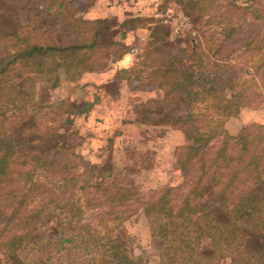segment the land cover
Listing matches in <instances>:
<instances>
[{
  "label": "rangeland",
  "instance_id": "rangeland-1",
  "mask_svg": "<svg viewBox=\"0 0 264 264\" xmlns=\"http://www.w3.org/2000/svg\"><path fill=\"white\" fill-rule=\"evenodd\" d=\"M50 1L0 0V55L12 54L18 47L14 43V38L6 34L10 31V26L17 21L20 24V34H28L29 41L40 43L62 41L64 43L74 39L73 35L66 31L65 26H68L69 21L63 19L65 12L58 6L57 1L53 3ZM67 1L73 5L71 8L73 14L85 19L96 18L95 15L106 12V16L100 19L107 27L101 30L99 41L109 45L107 51L113 59L106 58L103 54L105 49H103L97 60L98 67L72 77L66 84L55 87L51 91L52 97L49 101L53 102H58L60 99L74 100L76 103L94 101L88 113L74 115L68 123H61L60 118L53 120L54 125L57 126V133L67 136L70 143L66 155L62 156V159L66 160L67 168H59L58 164L59 166L55 167L52 173L45 172L43 167L33 170L31 169L32 157L28 150L16 151L17 157L13 171L17 175L15 179L18 177L16 180L18 183L14 182V177L6 180L3 185L0 182V264H12L13 250H8L5 243L13 234L23 231L28 233L26 239H29V244H24L16 250L20 264H34V261H44L46 264H101L104 262L102 249L100 245L95 244V241H101V243L108 241L110 230L111 234L128 244V248L134 255L140 257L141 264H160V254L168 245L160 224L162 220H165V215H158L155 208L149 212V216H146L141 209L145 205H157L158 198L167 188H170L166 195L168 201L171 202L173 199L174 203H179L194 185L193 167L189 168L185 174L178 168L179 160L188 156L185 153L191 141H187L185 132L178 128L179 124L171 125L170 123L173 109H179L180 105L174 103L162 114L158 111L149 112L158 109L161 103L136 104L134 109L136 118L150 126L139 136L136 130L131 144L127 146L122 144L121 138H118L121 135V132L119 135L116 133L118 127L109 125L110 117L112 113L118 111L122 103L121 91H126L123 92L124 100L129 92L127 90L152 88L157 90H155L157 97L160 96V90L150 81L152 64L156 57H161L162 47L172 37L180 36L187 43L194 38L200 46L198 50H204V52H207L209 47H216V44H220V50L223 49V51L236 49L225 71L226 75L233 76L231 81L233 88L227 91L229 94L233 93L230 114L225 115L219 108L217 95H205L195 100L194 94L191 93L190 98L194 100L190 109L195 114L196 125L204 135L211 136L205 147L206 160H209L210 156L217 152L224 145V141L231 136L226 145L228 156H225L227 160L225 162L228 163L220 160L219 156L204 173L205 182L202 187L208 189L209 184L206 183L208 179L212 182L217 178L218 185L227 182L225 172L218 170L220 163L226 164L228 171H234L238 163L248 162L252 155L251 149L259 148L262 143L256 140L260 132L264 131V58L262 48L258 47V43L261 45L262 42L258 41L257 37L250 45L239 46L247 39L249 32L258 29V23L264 19V0H257L252 6L254 11L258 10L260 15L258 18H253L251 8H243L246 7L245 0H197L196 8L190 13L184 11L182 2L179 0H163L159 4L158 11H163L164 14H159L156 19L153 18L155 20L152 26L153 37L135 44L146 48L144 59L148 66H142V69L136 70V74L132 72L135 79L134 87L131 89L129 84L125 86V90H121L119 86L121 79H126V74H120L118 77L119 73L116 71L124 69L117 68L114 62L124 50L132 46L129 40L125 41L120 36L121 29L125 27L120 24L121 12L126 9L122 3L131 0ZM109 2H116V4L109 8ZM49 5H51L49 12L45 13L44 8ZM125 11L129 13L127 9ZM242 13L244 19L240 16ZM53 15L55 20L52 18ZM152 16L144 17L146 21L140 20L139 23L144 22L146 25ZM43 17H46L47 22L44 23ZM123 20L131 24V18L125 17ZM234 23H236V34L231 35L228 41H224L226 31ZM128 26L130 25L126 28ZM162 37H165V40ZM55 58L50 55L43 57L44 70L46 69L44 73H33L35 65L23 67L20 63H16L10 66L5 75L14 81L31 75L35 77L34 81L38 86L43 82L41 78L45 81L54 77V72L49 68L53 67ZM207 67L213 69L211 64H207ZM32 83L26 80L21 89V95L16 98L19 108L14 111L18 118L25 114V121L18 122V127H15L16 123L10 121L13 117L9 114L13 110L6 112L9 115L7 119L0 116V131L3 127H8L16 139L17 135L21 136V133H24H20L21 126H29L30 129L24 137L29 138L31 142L37 141L39 131H42L46 121L53 116L57 108H52L51 113L46 108H36L39 101H35V104L32 100H28L29 93L34 88ZM136 97L132 95L131 100H136ZM22 101L24 105L21 106ZM5 102L0 100V103ZM95 106L99 109H94L95 111L91 113ZM65 108L71 110L72 106L67 103ZM243 129L244 131L241 132ZM244 132L248 133L245 144L248 151H238L240 143H234L235 139L232 140V136L237 137ZM261 133L264 134V132ZM119 149H128V151L121 156ZM83 162L98 163L101 168L106 165L105 162L112 163L115 176L107 178L105 182L119 186L134 184L136 185L134 186L135 194L129 191V199L115 201L111 199V193L99 194L103 187L99 186L97 189L95 182L100 178L91 176L87 180V177L83 176ZM218 171H221V174ZM243 174L245 175L246 171L237 173L229 184L227 190L232 193V196L243 191ZM84 179L89 181L88 187ZM18 187L20 191L16 189ZM171 187L174 188L176 195L171 193ZM12 189L14 194L4 198L5 193ZM21 192L27 193L22 195ZM54 196L58 201L44 205ZM236 199L237 197L234 196L229 206L234 204ZM64 203L66 208L62 207ZM199 204H202V199ZM11 207H13L12 211L17 212L7 221L6 215ZM23 215L27 218V220L23 219L26 228L21 229L19 224ZM258 215L257 221L264 225V210ZM47 218L50 220L45 222ZM178 223L181 224L178 231L182 230L183 225L191 228L193 226L190 220L183 218ZM237 223L239 224V221ZM235 227L236 225L230 223L229 227L222 228V237H226L225 241H228L231 234L235 233L230 232ZM40 232H43L42 235ZM59 237L68 240L59 244ZM34 240L36 242H32ZM236 245L237 242L233 240L231 244L222 246L216 251L211 264H252L250 253L244 255L246 259L240 255H236L234 259V254L228 253L236 248ZM170 251L174 250L170 249ZM220 254L223 256H219ZM255 264H264V260L258 259Z\"/></svg>",
  "mask_w": 264,
  "mask_h": 264
},
{
  "label": "trees",
  "instance_id": "trees-1",
  "mask_svg": "<svg viewBox=\"0 0 264 264\" xmlns=\"http://www.w3.org/2000/svg\"><path fill=\"white\" fill-rule=\"evenodd\" d=\"M54 1H57L58 6L65 12L63 19L69 21L68 26H65V28L69 34L73 35V40L70 41L68 39L69 41L64 43L62 41H58V43L29 41L27 38L28 34H20L18 21L10 26L9 32H6L7 35L9 34L14 38V43L18 47L12 54L0 55V100L6 101L5 103H0V116L3 119H7L9 115L6 112L13 110L9 114L13 117L10 121L16 123L15 127H18V122L25 121L26 115H21L18 118L14 110L19 108L16 98L21 95V89L26 80L33 82L34 88L29 93L28 100H32L35 104L39 101L38 105L36 104V108H46L50 113L52 108H57H55L53 116L46 121L42 131H39L40 135L37 141L34 140L35 142L33 140L31 142L29 138L24 137L25 133L30 129L29 126H21L20 133H24H21V136L17 135L16 139L12 130H9L8 127L2 128L0 131L1 185L6 180H11L13 177L15 179V176H17L14 174L13 165H15L14 161L18 150H28L29 155L32 157L31 169L33 170L43 167L45 172L52 173L55 171V167L59 165V168H67L66 160L62 159V156L66 155L65 153L69 149L70 143L67 140V136H61L57 133V126L54 125L53 120L60 118L62 119V122L60 120L61 123H68L72 120V116L88 113L94 101L76 103L74 100L65 101L60 99L58 102H53L49 101L52 97L51 91L55 87L63 86L72 77L90 72L93 68L98 67L97 60L101 55L100 51L103 49H105V51L103 50L104 56L109 60L111 58L110 52L107 51L109 45L99 41L101 30L107 27V25L102 24L103 20L97 17L85 19L76 16L72 12L73 9L71 8H73V5L70 1L51 0L50 2L53 3ZM179 1L182 2L183 9L187 13L193 12V9L196 8L197 0ZM245 1L246 7L244 6L243 8H251L253 18H258L260 16L257 12L258 10L255 9L254 11L252 7L257 0ZM50 6L44 8L45 13L49 12ZM240 16L243 17V13ZM52 18L55 20L54 15ZM43 19L44 23L47 22L46 17H43ZM235 27L236 23L228 28L225 34L226 40L224 41H228L231 35L236 34ZM257 37L258 41L262 42L261 45L258 43L259 46H257L262 48L264 58V19H261V22L258 23V29L249 32L247 39L239 47L250 45L253 42L252 40ZM162 39L165 40V37H162ZM196 41L193 38L187 43L180 36H174L171 40L166 41L165 46L161 49L163 54L160 58L156 57L155 62L152 64L153 70L150 76L152 84L160 90V96L144 103V105L147 103H161L158 109L149 112L158 111L162 114L174 103L180 105L179 109H173L172 113L170 112L172 114L170 123L171 125L179 124L178 128L185 132L187 141H191L187 145L188 150L185 153L188 156L179 160L178 168L185 174L189 168L193 167V174H195L194 185L190 187L179 203H174L173 199H171V202L168 201L169 199L166 198V195L170 188H167L158 198L157 205H155L157 207L145 205L146 203H144L145 206L141 210L146 216H149V212L156 208L155 211H157L158 215H165V220H162L160 224L168 245L166 250L160 254V264H171L172 262H178L177 264H211L216 251L220 250L222 246L225 247L228 243L231 244L233 240L237 242L236 248L228 253L234 254V259L236 255L246 259L244 255L250 253L253 260L251 262L255 264L258 259L264 260V225L257 221L259 212L264 210V134L261 133L264 131H261L257 136L256 140L262 143L259 148L251 149L252 155L248 162L238 163L234 171H228L226 164L220 163L218 170L225 172L227 182L225 181L224 184L218 185L217 178L212 182L208 179L206 181L209 184L208 189L202 187L205 182L203 180L204 173L207 172V169L211 167L219 156L220 160L228 163L225 162L227 161L225 156H228L226 145L231 136L224 141V145L217 152L210 156L209 160H206L207 151L205 147L211 136L204 135L195 123V114L190 109L192 102H194L193 99H190L191 93L194 94L195 100L203 98L205 95L219 96V108L225 115L230 114L233 93L229 94L227 91L233 88V83H231L233 76L226 75L225 71L226 65L231 61L230 57L236 49L223 51V49L220 50V44H216V47H209V50L204 52V50H198L200 46ZM45 55L56 57L53 67L49 68L55 74L53 78L51 77V79L49 78L45 81L41 78L43 82L36 86L35 77L31 75H26L17 81L6 77V71L16 63H20L23 67L35 65L33 73H44L46 69L44 70L43 57ZM125 61H128L127 55L125 56ZM207 64H211L213 69H209ZM116 72L119 73L118 77L120 74H126L125 77L128 79L126 71L117 70ZM28 100L25 101L27 102ZM67 103L72 106L71 110L65 108ZM20 104L22 106L24 102L22 101ZM243 131L244 129L241 132ZM247 138L248 133L245 132L237 137L232 136V140L235 139L234 143H240L238 151H248L245 145ZM127 151L128 149H119L121 156ZM105 164L107 166L103 165V168H101L98 163L83 162V176L87 177V180L91 176L100 178L95 182L97 189L99 186L103 187L100 189L101 192L99 194L111 193V199L114 201L129 199V191L135 194L134 186L136 187V185L119 186L105 182L107 178L115 176L113 164L108 162H105ZM244 171H246V174L242 175L244 176L243 191L232 196V193L227 188L236 177V174L244 173ZM218 172L221 174V171ZM17 179H15V183H18ZM87 180L85 181L84 179V183L88 187L89 181ZM16 189L20 191L19 187ZM25 193L21 192L22 195ZM171 193L175 194V190L172 187ZM5 194L4 198H7L14 194V190L12 189ZM234 196L237 197V201L229 206L230 200H233ZM200 199H202V204H199ZM53 201H58L56 196L51 197L50 201H46L44 205ZM149 203L152 204V202ZM62 207L66 208V204L64 203ZM12 209L13 207L8 209L7 221L12 219L17 212L16 210L12 211ZM181 218L190 220L193 225L192 228L183 225L182 230L178 231V227L181 226L178 221ZM23 219L27 220V218L24 215L21 216L19 224L21 229L26 228V223H24ZM49 220L50 218H47L45 222ZM238 221L239 224L237 223ZM230 223L236 225L234 230H230L231 233H235L231 234L228 241H225L226 237H222V228L229 227ZM108 233L110 238L108 241H103L102 243L101 241H95V244L100 245L102 249L101 254L104 262L101 264H141L140 257L131 252L126 242L120 241L115 235L111 234V230ZM27 235L28 233H25V231L13 234L10 240L5 243L8 250H13L11 254L12 264H20L16 250L24 244H29V239H26V237L28 238ZM168 236L169 238H167ZM67 240L59 237V244ZM170 249L174 251L172 252ZM219 256L222 257L223 254ZM180 257L181 259H179ZM34 264L46 263L44 261H34Z\"/></svg>",
  "mask_w": 264,
  "mask_h": 264
},
{
  "label": "crops",
  "instance_id": "crops-1",
  "mask_svg": "<svg viewBox=\"0 0 264 264\" xmlns=\"http://www.w3.org/2000/svg\"><path fill=\"white\" fill-rule=\"evenodd\" d=\"M162 1L163 0H131L130 2H124V3L121 2L123 4V7H125L129 13L128 14L125 13L126 9L121 12L122 17L120 16V18L122 19V21H120L121 22L120 24L124 25L125 27L121 29L120 36H122L123 39H125V41L129 40V43L131 42L132 45L128 50H124L121 56L117 58V60L114 62V65L117 68L124 69L125 71H127L128 74L127 75L128 79H124V78L121 79V83L119 86L121 90L122 89L125 90V86L129 84H131V89H133L134 87L133 82L135 80L133 73L136 74V70L139 71L143 67L148 66L144 59L145 56L144 52L147 51L146 48L145 47L141 48L140 46H136L135 44L141 43L146 39L148 40L153 37L152 26L155 21L154 19H156L159 14L160 15L164 14L163 11H158L159 4H161ZM115 4L116 2H109V8L115 6ZM122 4L119 5L121 6ZM151 15H153L152 19L154 18L153 21L152 19L151 20L149 19L146 25H144V22L143 24L139 23L140 20H145L143 19L144 17H148ZM105 16H106V12L103 14L100 13L95 15V17L97 18H101ZM125 17L131 18V24H129L128 21L126 22V20H123V18ZM127 25L130 26L126 28ZM132 48H135L133 52H131ZM126 55L128 56V61H125ZM155 90L156 89H152V88L150 89L146 88L136 91L127 90L129 92L127 93V95H125V100L123 99L124 98L123 92L126 91H121L122 103H120L121 105H119L118 111L112 113V117H110L111 123H109V125L111 124L118 127V131L116 133L117 135H119V133L121 132L120 133L121 135L118 138L119 139L121 138L120 140H122L123 145L127 146L131 144V140H133L134 135L136 134L135 133L136 130H137V135L139 136V134L141 133L143 134V131L149 128L150 124L145 123L136 118L134 109L136 104H144L145 102H147V100L156 98L157 90L156 91ZM132 95L134 97L137 96L136 97L137 99L131 100ZM96 106L92 108L93 110H91V113L92 111L93 112L95 111L94 109L96 110L99 109L96 108Z\"/></svg>",
  "mask_w": 264,
  "mask_h": 264
},
{
  "label": "built area",
  "instance_id": "built-area-1",
  "mask_svg": "<svg viewBox=\"0 0 264 264\" xmlns=\"http://www.w3.org/2000/svg\"><path fill=\"white\" fill-rule=\"evenodd\" d=\"M134 50H135V48H132V49H131V52H133Z\"/></svg>",
  "mask_w": 264,
  "mask_h": 264
}]
</instances>
